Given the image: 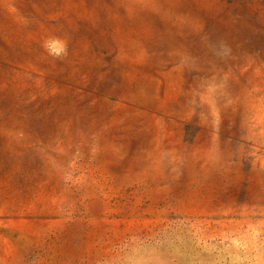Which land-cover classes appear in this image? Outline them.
I'll return each mask as SVG.
<instances>
[{
    "label": "rangeland",
    "instance_id": "374dc122",
    "mask_svg": "<svg viewBox=\"0 0 264 264\" xmlns=\"http://www.w3.org/2000/svg\"><path fill=\"white\" fill-rule=\"evenodd\" d=\"M0 264H264V0H0Z\"/></svg>",
    "mask_w": 264,
    "mask_h": 264
}]
</instances>
